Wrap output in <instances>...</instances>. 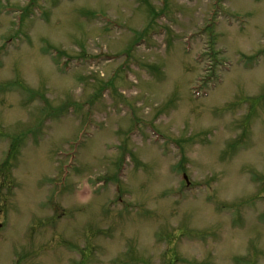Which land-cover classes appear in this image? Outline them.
<instances>
[{"label":"rangeland","instance_id":"rangeland-1","mask_svg":"<svg viewBox=\"0 0 264 264\" xmlns=\"http://www.w3.org/2000/svg\"><path fill=\"white\" fill-rule=\"evenodd\" d=\"M0 264H264V0H0Z\"/></svg>","mask_w":264,"mask_h":264}]
</instances>
